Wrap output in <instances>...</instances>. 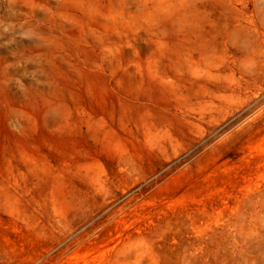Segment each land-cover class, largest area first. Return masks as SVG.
Segmentation results:
<instances>
[{"label":"rangeland","instance_id":"1","mask_svg":"<svg viewBox=\"0 0 264 264\" xmlns=\"http://www.w3.org/2000/svg\"><path fill=\"white\" fill-rule=\"evenodd\" d=\"M0 264H264V0H0Z\"/></svg>","mask_w":264,"mask_h":264}]
</instances>
